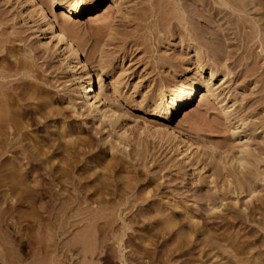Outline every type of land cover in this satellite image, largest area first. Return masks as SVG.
Returning a JSON list of instances; mask_svg holds the SVG:
<instances>
[{
	"label": "bare ground",
	"instance_id": "6f19581e",
	"mask_svg": "<svg viewBox=\"0 0 264 264\" xmlns=\"http://www.w3.org/2000/svg\"><path fill=\"white\" fill-rule=\"evenodd\" d=\"M48 1L61 20L42 0H0V188L21 206L39 201L46 217L55 214L66 185L79 206L93 207L97 193L85 195L82 188L90 182L104 186L100 171L113 175L147 161L149 140L160 147L168 144L175 151L168 170L195 178L181 188L183 216L206 215L204 226L216 233L206 242L208 251L219 249V264H236L232 259L240 251L251 257L262 254L254 264H264L259 246L264 233V0H197L203 13L218 17L214 38L191 29L196 11L182 0H139L137 8L134 0ZM102 3L111 23L117 15L122 23L140 22L143 33L133 41L142 39L148 56L135 58L133 46L122 44L110 58L102 44L96 70L92 68L74 41L71 23ZM15 17L32 24L28 30L35 43H29L30 36L18 37L8 25ZM52 57L71 82L60 93L51 90L58 88L55 67L44 68ZM115 67L119 70L112 74ZM30 94L36 100L57 96L62 108L45 101L28 103ZM197 96L216 111V127H224L226 146L219 148L213 135L201 136L204 144L193 143L171 127ZM130 112L148 119L136 134L127 119L141 117ZM94 156L107 160L100 167ZM75 179L85 182L81 186ZM18 186L32 188L38 199L14 193ZM47 187L48 193L39 194ZM167 189L170 193L157 205L175 210L178 191ZM187 199L192 205L186 210L182 205Z\"/></svg>",
	"mask_w": 264,
	"mask_h": 264
},
{
	"label": "rangeland",
	"instance_id": "374dc122",
	"mask_svg": "<svg viewBox=\"0 0 264 264\" xmlns=\"http://www.w3.org/2000/svg\"><path fill=\"white\" fill-rule=\"evenodd\" d=\"M42 1L47 9L51 10L49 1ZM137 2L139 0L132 3L134 8H137ZM181 3L196 11L192 15L191 29L202 31L208 38H214V34L219 31L218 23L215 22L218 17L203 13L197 6V0H182ZM51 11L59 20L62 19L58 16L59 10ZM106 11L107 4L102 3L80 20L71 23L76 33L74 41L81 52L90 59L92 68L96 70L95 62L99 58V48L102 44L107 46L108 54H112L110 58L117 56L122 44L128 48L133 46L135 58L148 56L146 46L141 45L142 39L133 41L136 35L143 33L140 22L135 19L128 24L122 23L117 15L118 20L111 23V14ZM8 25L18 33V37L30 36L29 43H35L36 37L28 30L31 23L26 25L15 17ZM108 34L112 39H109ZM205 41L211 42L208 39ZM147 44L154 45L153 42ZM49 64L55 67L53 72L56 74L58 87L57 90H51L60 93L70 86L71 82L62 73L58 58L52 57L44 68ZM118 70L119 68L115 67L112 74ZM109 71L111 72V69H108ZM108 77L105 78L106 84ZM53 98L36 100L35 95L30 94L28 103L45 101L54 108H62V100L57 96ZM215 112L211 105L203 106L197 96L176 115L171 127L193 143L204 144L205 139L201 142L200 137L213 135L211 141H216L215 144L222 148L227 145L226 131L222 125L216 127L218 120ZM130 113L141 117L139 114ZM145 120L148 119L129 118L127 123L136 134ZM73 130L81 132L78 126ZM147 146L150 150L147 161L134 162L131 167L113 175L100 171V180L105 182L104 186L97 182L83 186L85 195L97 193V203L93 207L85 204L79 206L80 201L75 198L76 194L70 189V185H66L64 196L56 205L55 214L46 217L40 212L39 201L21 206L19 202L10 199V192L6 188H0V264H219L215 259L220 254L219 249L209 252L206 247V242L216 237L212 229L204 226L206 215H198L192 219L191 215L183 216L185 211H181V188L191 186L195 178L188 175L181 178L175 174L176 170H168L169 159L175 155L174 150L170 151V145L160 147L157 141L149 140ZM94 159L100 167L107 160L106 158L100 161V156H94ZM75 181L81 186L85 182L84 179ZM167 188L178 191L179 196H176L175 200L180 204L175 210L157 205L158 199L164 193H170ZM31 189L18 186L13 192L20 191L24 199L31 193L30 197L37 200V193ZM49 191L47 187L40 190L39 194L44 195ZM147 192L150 194L147 195ZM146 196L150 197L145 199ZM140 197L141 199H138ZM191 205L192 201L187 199L182 206L189 208ZM164 211H168L169 215L161 216L159 212ZM197 221L199 224H195ZM51 228L56 231L51 232ZM261 239L259 246L264 250V233ZM221 244L229 254L235 255L229 246L222 242ZM256 258H263L262 254L251 257L248 253L240 251L232 260L236 264H254Z\"/></svg>",
	"mask_w": 264,
	"mask_h": 264
}]
</instances>
